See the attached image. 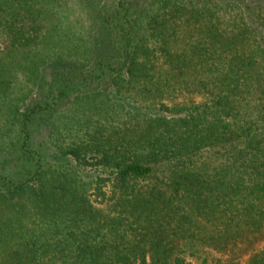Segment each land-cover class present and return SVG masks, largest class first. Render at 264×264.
<instances>
[{
  "label": "trees",
  "instance_id": "trees-1",
  "mask_svg": "<svg viewBox=\"0 0 264 264\" xmlns=\"http://www.w3.org/2000/svg\"><path fill=\"white\" fill-rule=\"evenodd\" d=\"M134 4L0 0V264H264V0Z\"/></svg>",
  "mask_w": 264,
  "mask_h": 264
},
{
  "label": "rangeland",
  "instance_id": "rangeland-1",
  "mask_svg": "<svg viewBox=\"0 0 264 264\" xmlns=\"http://www.w3.org/2000/svg\"><path fill=\"white\" fill-rule=\"evenodd\" d=\"M116 0H102L103 4H107V6H112ZM158 0H135V4L133 7L134 14L137 15V13H141V11H148L150 9H155L158 6ZM56 11H59V19H60V27L62 28V38L61 40H64L67 38L68 43H74V40L78 38V34H83L86 32L88 35L93 36L95 35L98 37L100 36L99 30L97 25L92 22L91 20V14L88 11H91L90 9L86 7H80L78 5H75L73 3L64 1L62 3V6L58 8ZM140 15V14H139ZM94 27V29H93ZM96 31V32H95ZM48 38V37H47ZM46 38V43H47ZM56 37H50L48 38V43L51 45L52 40H55ZM113 48V47H112ZM117 58H121V56H117ZM116 59V60H119ZM48 73L45 74L44 80L48 81L50 80L48 77ZM46 90V89H45ZM107 90V89H106ZM113 88L110 86L108 87V93L111 97L114 99L118 98V95H113ZM16 94V91L14 92ZM44 93L37 94L35 97L36 99H43ZM14 97L8 96L7 98L0 97V109L2 107H7L5 100L11 99ZM118 100V99H117ZM121 100V96H120ZM6 109H1V112L4 113ZM91 108L90 109H83L81 108L77 113H69L68 111L64 112V114L56 115L53 120V125L58 127L59 133H63L66 128H70L71 125L75 128L79 122L84 121V119H88L91 115ZM75 115V116H74ZM3 123L2 115L0 114V127ZM42 127H40L34 135V142L41 146L42 150L44 151V155L46 156L47 160H51L54 156L53 147H52V137L47 136V130L49 126L46 123H42ZM68 126V127H66ZM66 127V128H65ZM35 144V145H36ZM246 258V257H245Z\"/></svg>",
  "mask_w": 264,
  "mask_h": 264
}]
</instances>
